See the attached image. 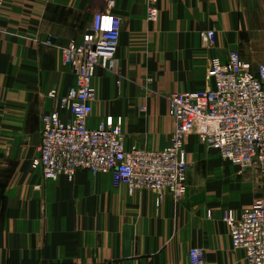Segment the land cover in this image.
Masks as SVG:
<instances>
[{
    "label": "crops",
    "instance_id": "1",
    "mask_svg": "<svg viewBox=\"0 0 264 264\" xmlns=\"http://www.w3.org/2000/svg\"><path fill=\"white\" fill-rule=\"evenodd\" d=\"M115 0L122 31L113 71L99 68L91 128L121 118L126 146L159 150L175 122L168 96L213 86L211 61L239 51L264 63V0ZM108 0H0V264H246L233 250L224 214L264 196V177L224 161L197 134L184 141L187 181L180 200L114 184L112 172L79 170L44 180L42 118L59 112L74 85L64 48L90 34ZM215 30L212 43L201 36ZM249 51V53H244ZM198 130L203 128L200 122Z\"/></svg>",
    "mask_w": 264,
    "mask_h": 264
},
{
    "label": "built area",
    "instance_id": "2",
    "mask_svg": "<svg viewBox=\"0 0 264 264\" xmlns=\"http://www.w3.org/2000/svg\"><path fill=\"white\" fill-rule=\"evenodd\" d=\"M114 9L115 0H108L105 10L93 13L87 40L64 48L75 82L59 105L69 115L43 116L40 155L32 168L41 169L44 180L73 177L79 170L112 172L115 185L152 190L178 201L187 181L188 166L181 158L184 141L197 134L224 161L264 177V63L254 67L239 51H231L224 61L212 59V87L168 96L175 128L164 148H128L121 118L110 116L95 128L89 126L96 96L92 80L99 68L116 67L122 19ZM159 11L157 1L150 0L148 19L155 20ZM201 36L212 43L216 31L203 30ZM200 122L203 128L198 130ZM223 220L233 250L244 253L246 264H264V196L239 215L227 209ZM189 253L191 264H203V247H192Z\"/></svg>",
    "mask_w": 264,
    "mask_h": 264
},
{
    "label": "rangeland",
    "instance_id": "3",
    "mask_svg": "<svg viewBox=\"0 0 264 264\" xmlns=\"http://www.w3.org/2000/svg\"><path fill=\"white\" fill-rule=\"evenodd\" d=\"M244 53H245V54H246V53H249V51H248V52H247V51H245Z\"/></svg>",
    "mask_w": 264,
    "mask_h": 264
}]
</instances>
